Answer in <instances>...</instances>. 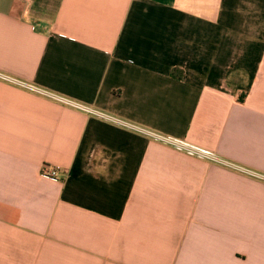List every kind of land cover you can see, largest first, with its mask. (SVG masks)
<instances>
[{"label":"crops","instance_id":"crops-1","mask_svg":"<svg viewBox=\"0 0 264 264\" xmlns=\"http://www.w3.org/2000/svg\"><path fill=\"white\" fill-rule=\"evenodd\" d=\"M0 73L105 116L0 79V264H264V0H0Z\"/></svg>","mask_w":264,"mask_h":264},{"label":"built area","instance_id":"built-area-1","mask_svg":"<svg viewBox=\"0 0 264 264\" xmlns=\"http://www.w3.org/2000/svg\"><path fill=\"white\" fill-rule=\"evenodd\" d=\"M18 2H28L29 0H16ZM0 79L4 80V81H7V82H12V83H16L18 85H21L25 88H28L29 90H33L37 93H40L46 97H49V98H52L58 102H61L63 104H66V105H69V106H72L78 110H81L83 112H86V113H90V114H94L96 116H99V117H105L103 116V114L97 110H94L88 106H84V105H81V104H78L76 102H73L71 100H68L64 97H61V96H58L56 94H53L51 92H48L46 90H43L41 88H38V87H35V86H32L30 84H27V83H24L22 81H17V80H14L12 78H10L9 76L5 75V74H2L0 73ZM142 133L146 134V135H149L151 137H154V138H157L159 140H163L165 142H168V143H171V144H177L176 142L170 140L169 138H166V137H162L158 134H155L149 130H141ZM204 154V153H203ZM216 161L218 163H220L221 165L227 167V168H230L236 172H239L243 175H246L248 177H251L253 179H257V180H260V181H264V174L260 173V172H257L253 169H250L248 167H245V166H242V165H239V164H236V163H232V162H228V161H225V160H222V159H216ZM40 175L42 178L44 179H48V180H52V181H58L59 180V172H58V167H52V166H49V165H43L41 170H40Z\"/></svg>","mask_w":264,"mask_h":264},{"label":"trees","instance_id":"trees-1","mask_svg":"<svg viewBox=\"0 0 264 264\" xmlns=\"http://www.w3.org/2000/svg\"><path fill=\"white\" fill-rule=\"evenodd\" d=\"M244 99H245V95H241V96L239 97V101H240V102H243Z\"/></svg>","mask_w":264,"mask_h":264}]
</instances>
